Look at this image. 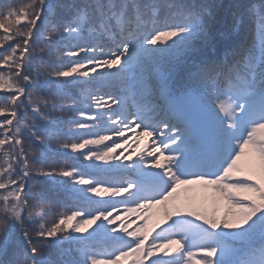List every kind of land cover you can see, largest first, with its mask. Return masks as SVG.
I'll return each instance as SVG.
<instances>
[{
	"label": "snow or ice",
	"instance_id": "obj_1",
	"mask_svg": "<svg viewBox=\"0 0 264 264\" xmlns=\"http://www.w3.org/2000/svg\"><path fill=\"white\" fill-rule=\"evenodd\" d=\"M0 33V264H264V0H0Z\"/></svg>",
	"mask_w": 264,
	"mask_h": 264
},
{
	"label": "trees",
	"instance_id": "obj_2",
	"mask_svg": "<svg viewBox=\"0 0 264 264\" xmlns=\"http://www.w3.org/2000/svg\"><path fill=\"white\" fill-rule=\"evenodd\" d=\"M26 2V0H25ZM208 3H213V2H219V0H207ZM245 3H248V2H254V3H259V0H244ZM251 28V25H248L246 24L245 25V28H244V32L247 33ZM2 34V33H0ZM55 86L53 85V88ZM110 89H105V91H108ZM0 119H2V117H0ZM115 139V138H114ZM125 139V137H124ZM117 143H122L121 140L117 139L116 140ZM123 149H118L117 150V154H119L120 151H122ZM128 154V151H125V155ZM59 159L61 163H64V162H67V163H76L78 166H80V168L83 170V171H86V172H89L91 175L93 176H98L99 178L101 179H114L116 178V175L114 173H111V172H103L99 169H94L92 168L89 163L87 161H84L82 157L80 156H77L75 154H73L72 156H69L67 158H64V157H57V156H53L51 157V160H57ZM96 163H101V162H96ZM107 186V185H106ZM91 195V194H90ZM117 207V212L113 213V215H120V208L123 207L122 205H116ZM128 223H130V221H127ZM139 221H137L138 223ZM93 227H95V225H93Z\"/></svg>",
	"mask_w": 264,
	"mask_h": 264
},
{
	"label": "rangeland",
	"instance_id": "obj_3",
	"mask_svg": "<svg viewBox=\"0 0 264 264\" xmlns=\"http://www.w3.org/2000/svg\"><path fill=\"white\" fill-rule=\"evenodd\" d=\"M181 195H183V193L181 194ZM163 206H161V205H157V206H155L153 209H151L150 210V213L151 214H159L162 218H163V220H164V217H163ZM167 222V221H166Z\"/></svg>",
	"mask_w": 264,
	"mask_h": 264
}]
</instances>
